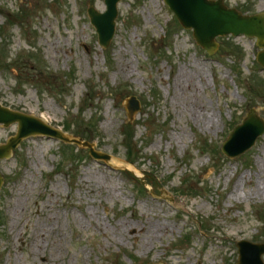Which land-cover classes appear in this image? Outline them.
I'll return each instance as SVG.
<instances>
[{
  "label": "rangeland",
  "instance_id": "1",
  "mask_svg": "<svg viewBox=\"0 0 264 264\" xmlns=\"http://www.w3.org/2000/svg\"><path fill=\"white\" fill-rule=\"evenodd\" d=\"M225 3L264 12V0ZM89 5L105 9L0 0L1 105L110 154L34 135L1 160L0 264H236L237 240L264 243V133L239 156L220 150L251 107L264 119L254 38L218 37L207 55L162 0H120L101 48ZM130 95L141 107L128 120ZM15 133L0 125V144ZM146 222L165 231L145 242Z\"/></svg>",
  "mask_w": 264,
  "mask_h": 264
},
{
  "label": "water",
  "instance_id": "2",
  "mask_svg": "<svg viewBox=\"0 0 264 264\" xmlns=\"http://www.w3.org/2000/svg\"><path fill=\"white\" fill-rule=\"evenodd\" d=\"M119 0H104L106 10L99 13L92 6L88 9L91 23L97 31L99 44L106 47L115 30L117 17V2ZM175 13L178 21L186 28H192L196 43L212 54L218 44L216 36H233L244 34L256 37V44L261 47L257 54V62L264 67V13L254 15L243 14L236 8L227 7L223 0H163ZM140 108V103L134 96L127 98L126 111L130 119ZM230 132L229 137L223 142L222 151L227 156H237L250 148L255 139L264 133V120L259 118L254 109L241 120ZM17 122L16 135L8 138L5 144H0V159L11 155L20 141L29 135L44 134L62 139L67 143H76L88 146L93 158L107 160L109 155L94 151L91 144L77 138H69L57 129L47 126L40 119L12 111L0 106V124L4 126ZM3 178L0 176V186ZM239 259L237 264H263L261 255L264 253V244H252L247 241H238Z\"/></svg>",
  "mask_w": 264,
  "mask_h": 264
},
{
  "label": "bare ground",
  "instance_id": "3",
  "mask_svg": "<svg viewBox=\"0 0 264 264\" xmlns=\"http://www.w3.org/2000/svg\"><path fill=\"white\" fill-rule=\"evenodd\" d=\"M40 119H42L46 124H50L48 122V120L44 118V116L41 115ZM261 154H262V156L258 160V165L260 167V170L264 171V140H263V144H262ZM111 162L113 164H116V165H119V164L124 165L129 169L132 168L131 165H128L123 160H115L112 158ZM253 194H255V195L256 194H258V195L264 194V179L262 180L261 183H256L254 185ZM130 226H131V224H129V227ZM165 228H166V225H160V224L153 225L151 223L146 222V224H144V226L142 228L138 229L136 233L143 234V238H144L145 242H147V241H152L155 238V236L162 234L165 231ZM171 230H172V228H171ZM40 234L41 233L39 232L38 235H40Z\"/></svg>",
  "mask_w": 264,
  "mask_h": 264
},
{
  "label": "trees",
  "instance_id": "4",
  "mask_svg": "<svg viewBox=\"0 0 264 264\" xmlns=\"http://www.w3.org/2000/svg\"><path fill=\"white\" fill-rule=\"evenodd\" d=\"M129 126V125H128ZM67 148H69L70 146H66ZM201 150H202V152H207V147H205V146H203V147H201Z\"/></svg>",
  "mask_w": 264,
  "mask_h": 264
}]
</instances>
